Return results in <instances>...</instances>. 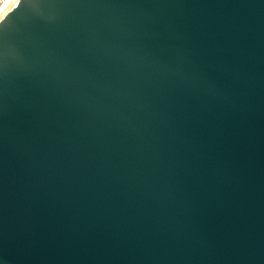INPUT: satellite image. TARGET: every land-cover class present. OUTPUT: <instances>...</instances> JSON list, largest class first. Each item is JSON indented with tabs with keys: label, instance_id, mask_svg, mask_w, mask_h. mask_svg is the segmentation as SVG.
<instances>
[{
	"label": "water",
	"instance_id": "1",
	"mask_svg": "<svg viewBox=\"0 0 264 264\" xmlns=\"http://www.w3.org/2000/svg\"><path fill=\"white\" fill-rule=\"evenodd\" d=\"M0 17V264H264V0Z\"/></svg>",
	"mask_w": 264,
	"mask_h": 264
},
{
	"label": "bare ground",
	"instance_id": "2",
	"mask_svg": "<svg viewBox=\"0 0 264 264\" xmlns=\"http://www.w3.org/2000/svg\"><path fill=\"white\" fill-rule=\"evenodd\" d=\"M3 0H1L0 1V3H2L1 5H0V13L2 12V10L10 3V1L11 0H4L3 2H2Z\"/></svg>",
	"mask_w": 264,
	"mask_h": 264
},
{
	"label": "rangeland",
	"instance_id": "3",
	"mask_svg": "<svg viewBox=\"0 0 264 264\" xmlns=\"http://www.w3.org/2000/svg\"><path fill=\"white\" fill-rule=\"evenodd\" d=\"M0 1H1V0H0ZM3 1H4V0H3ZM3 1H2V2H3ZM1 4H2V3H0V5H1Z\"/></svg>",
	"mask_w": 264,
	"mask_h": 264
},
{
	"label": "snow or ice",
	"instance_id": "4",
	"mask_svg": "<svg viewBox=\"0 0 264 264\" xmlns=\"http://www.w3.org/2000/svg\"><path fill=\"white\" fill-rule=\"evenodd\" d=\"M3 17H0V19H2Z\"/></svg>",
	"mask_w": 264,
	"mask_h": 264
}]
</instances>
